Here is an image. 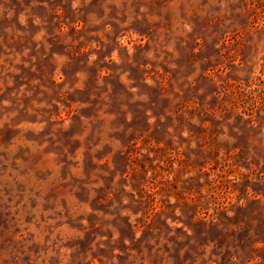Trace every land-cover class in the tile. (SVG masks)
Returning a JSON list of instances; mask_svg holds the SVG:
<instances>
[{"label":"rangeland","instance_id":"374dc122","mask_svg":"<svg viewBox=\"0 0 264 264\" xmlns=\"http://www.w3.org/2000/svg\"><path fill=\"white\" fill-rule=\"evenodd\" d=\"M0 264H264V0H0Z\"/></svg>","mask_w":264,"mask_h":264}]
</instances>
